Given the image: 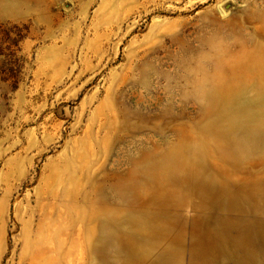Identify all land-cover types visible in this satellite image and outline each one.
<instances>
[{"label":"rangeland","instance_id":"374dc122","mask_svg":"<svg viewBox=\"0 0 264 264\" xmlns=\"http://www.w3.org/2000/svg\"><path fill=\"white\" fill-rule=\"evenodd\" d=\"M0 264H264V0H0Z\"/></svg>","mask_w":264,"mask_h":264}]
</instances>
